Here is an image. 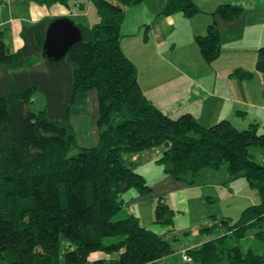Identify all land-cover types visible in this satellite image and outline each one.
I'll return each mask as SVG.
<instances>
[{
    "label": "trees",
    "instance_id": "1",
    "mask_svg": "<svg viewBox=\"0 0 264 264\" xmlns=\"http://www.w3.org/2000/svg\"><path fill=\"white\" fill-rule=\"evenodd\" d=\"M28 1L69 5V0ZM90 1L100 20L77 23L82 39L61 58L43 56L54 18L25 24L24 44L15 52L0 32V264H154L171 255V242L145 228L137 214L117 218L129 189L152 192L125 154L161 144L167 149L158 162L188 184L202 169L223 165L230 177H245L260 202L246 207L237 221L219 222L237 238L251 229L264 242V163L249 152L250 146L264 148V132L256 124L239 129L222 119L205 126L192 113L175 118L162 111L142 90L138 68L121 46L125 6L143 0ZM179 11L192 16L200 9L193 0H168L164 13ZM244 12L225 3L214 14L233 19ZM196 41L207 61L218 58L215 24ZM259 51L264 55V46ZM232 75L250 79L253 73L237 68ZM90 90L98 93L99 137L85 148L71 116L78 95ZM37 93L45 99L43 108H34ZM174 212L160 198L155 220L172 225ZM223 239L208 240L189 255L197 264H218ZM96 252L119 256L93 258ZM227 258V264H264V254L240 246L228 249Z\"/></svg>",
    "mask_w": 264,
    "mask_h": 264
},
{
    "label": "crops",
    "instance_id": "2",
    "mask_svg": "<svg viewBox=\"0 0 264 264\" xmlns=\"http://www.w3.org/2000/svg\"><path fill=\"white\" fill-rule=\"evenodd\" d=\"M149 1L156 8L148 17V24L137 23L138 33L144 28L138 45L134 47L132 39L124 40L126 36L138 34L124 33L125 21L121 40L122 49L138 68V81L147 97L171 117L189 112L205 126L228 119L239 129L256 124L258 132H264V55L259 51L264 46V0H193L200 12L207 14L195 21L197 13L192 16L181 11L164 13L168 0ZM80 3L85 5L84 0H69V5L0 0V32L7 48L15 52L23 46L21 32L25 24L62 16L72 18L76 24L92 25L100 20L97 13L99 20L91 24L83 21L87 15ZM225 3L241 6L245 12L233 19L214 14L217 7ZM211 24L220 31L221 51L218 58L207 61L196 36L207 34ZM237 68L252 72V77H234L232 73ZM95 91L84 92V146L88 147L96 145L99 137L98 93ZM166 149L167 145L161 144L125 154L126 163L145 176L152 192L141 195L136 188L129 189L123 194L125 205L117 215L121 219L137 214L145 228L171 242L174 252L154 264H173L171 258L176 253L182 254L185 261L184 256L190 250L217 238L213 233L217 226H223L214 210L218 189L233 202L239 197L249 199L247 189L240 193L234 187L237 178L230 177L227 165L202 169L192 184L176 179L158 162ZM160 198L175 210L172 225L155 220V205ZM227 219L233 222L229 216ZM118 256L101 252L93 258Z\"/></svg>",
    "mask_w": 264,
    "mask_h": 264
},
{
    "label": "rangeland",
    "instance_id": "3",
    "mask_svg": "<svg viewBox=\"0 0 264 264\" xmlns=\"http://www.w3.org/2000/svg\"><path fill=\"white\" fill-rule=\"evenodd\" d=\"M142 3H145V4H142ZM84 4L85 5H84L83 10H84V14H86L87 16L84 17L83 21L85 20L86 23L88 22L91 24L99 20L95 5L92 4L93 6H91L90 5L91 3L89 2V0H84ZM155 8H156V5L155 6L152 5L149 0H143L136 5H126L123 32L124 33L130 32V34L138 33L136 30L137 23L141 22V23L148 24L147 19L154 12ZM88 13H90V15H88ZM202 16L207 17V14L205 12H198L193 19L194 21L197 18L202 19ZM73 18L75 20H79V21L81 20L79 17L76 18L75 16H73ZM196 25L197 24L195 23L194 26ZM143 30L144 28L142 29V32ZM142 32L136 35L126 36L124 37V40H126V38L132 39L131 44L135 47L138 45V39L143 38L144 36ZM36 97L37 99H36L34 108L35 109L43 108L45 106L44 97L41 95V93H37ZM95 102L97 103V100H95ZM71 118H72V124L78 136L79 145H81L82 147L88 148V146H84V93H80L78 95L77 100L73 106ZM249 152L254 156L255 160H257L260 163H264V148L263 147L250 146ZM236 178L237 179L234 181V184H235L234 187H236V190L239 191L240 193L243 192L245 189H247L246 195L248 196L249 199L245 200L244 197H239L237 198V202H233V200H230L228 195L225 194V192H222V191L219 192L220 189H218V192H216V194L218 195L216 196L217 201L214 204V210H215V213H217L219 217V221L227 218L228 216L233 219V222L237 221L240 218L243 212V209H245L246 206H248V204L250 205V204H253L261 200L258 190L252 187L249 184V182L246 180V178L242 176H238ZM254 197L257 200L255 202H254ZM252 232L253 231L251 229H247L243 237L237 238L232 232L229 231V228L227 225L217 226L216 230L213 233V236L221 237L224 235L223 243L221 246H219L220 250L223 251L222 259L219 261L218 264H227V260H228L227 250L235 246H240L243 251H247L251 249L255 253L264 254V242L260 240L259 238H256L252 234ZM99 254H101V252L94 253L92 257H95ZM171 262H173V264H190V263L185 262L182 259V254L180 253H176L173 256V258H171Z\"/></svg>",
    "mask_w": 264,
    "mask_h": 264
},
{
    "label": "water",
    "instance_id": "4",
    "mask_svg": "<svg viewBox=\"0 0 264 264\" xmlns=\"http://www.w3.org/2000/svg\"><path fill=\"white\" fill-rule=\"evenodd\" d=\"M81 39L82 31L72 18L68 16L54 18L47 26L43 56L48 59L61 58Z\"/></svg>",
    "mask_w": 264,
    "mask_h": 264
},
{
    "label": "built area",
    "instance_id": "5",
    "mask_svg": "<svg viewBox=\"0 0 264 264\" xmlns=\"http://www.w3.org/2000/svg\"><path fill=\"white\" fill-rule=\"evenodd\" d=\"M184 259H185V261H186L187 263H190V264L194 263V259H193V257H192L191 255H189V254H186V255L184 256Z\"/></svg>",
    "mask_w": 264,
    "mask_h": 264
}]
</instances>
